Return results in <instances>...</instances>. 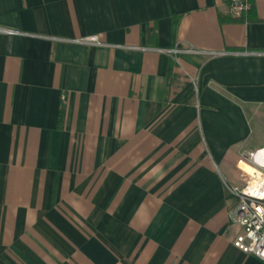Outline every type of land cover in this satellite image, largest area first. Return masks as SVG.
Here are the masks:
<instances>
[{"label":"crops","instance_id":"crops-1","mask_svg":"<svg viewBox=\"0 0 264 264\" xmlns=\"http://www.w3.org/2000/svg\"><path fill=\"white\" fill-rule=\"evenodd\" d=\"M228 3L0 0V264H264L228 191L264 146V0Z\"/></svg>","mask_w":264,"mask_h":264},{"label":"built area","instance_id":"built-area-1","mask_svg":"<svg viewBox=\"0 0 264 264\" xmlns=\"http://www.w3.org/2000/svg\"><path fill=\"white\" fill-rule=\"evenodd\" d=\"M253 0H229L228 12L231 18L244 17L251 9ZM0 32L16 33L13 29L0 27ZM78 41L103 44L97 36L91 35L76 39ZM187 51L191 49H186ZM174 56L179 49L170 51ZM208 55L225 54V52L199 51ZM260 51L245 50L244 53ZM244 159L248 163V171L244 182L240 186H228V191L236 196L237 208L231 220L240 231L232 240L239 250L258 258L264 263V146L244 152Z\"/></svg>","mask_w":264,"mask_h":264},{"label":"trees","instance_id":"trees-1","mask_svg":"<svg viewBox=\"0 0 264 264\" xmlns=\"http://www.w3.org/2000/svg\"><path fill=\"white\" fill-rule=\"evenodd\" d=\"M245 17H246V15H245L244 17H242V18H239V19H234V20L241 21V20H244V19H245Z\"/></svg>","mask_w":264,"mask_h":264}]
</instances>
